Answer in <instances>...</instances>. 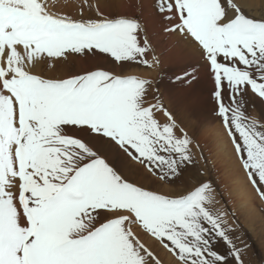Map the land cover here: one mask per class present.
Here are the masks:
<instances>
[{"label": "snow or ice", "instance_id": "1", "mask_svg": "<svg viewBox=\"0 0 264 264\" xmlns=\"http://www.w3.org/2000/svg\"><path fill=\"white\" fill-rule=\"evenodd\" d=\"M66 7L0 0V264H164L136 227L173 264H229L230 256L244 264L211 181L165 192L121 170L131 158L172 184L196 164L174 115L162 102L146 106L150 81L124 74L129 62L148 63L139 21ZM246 7L159 0L157 11L172 25L166 31L200 46L227 134L264 199V123L244 111L249 94L264 103V13ZM69 58L59 75L40 70L56 72ZM106 58L121 70L100 63Z\"/></svg>", "mask_w": 264, "mask_h": 264}, {"label": "rangeland", "instance_id": "2", "mask_svg": "<svg viewBox=\"0 0 264 264\" xmlns=\"http://www.w3.org/2000/svg\"><path fill=\"white\" fill-rule=\"evenodd\" d=\"M48 2L50 6L66 5L63 10L73 16L79 14L81 7L85 12L94 15L96 7L99 6L110 18L114 15H123L139 21L142 31L138 39L143 45L144 39L147 38L151 46L146 56L140 59H145L148 63L145 65L129 62L125 65L124 74L150 81L146 106L157 102L163 103L174 115L178 126H182L192 139V150L196 158L195 166L188 168L172 184L153 178L158 180L165 192L183 191L204 179L211 181L217 193L216 207H224L229 212L228 224L232 228L230 235L236 246L241 249L244 264H264V199L260 198L247 178L234 144L227 134L217 109L214 78L207 68L200 46L190 36L185 37L183 34L165 30L171 29L172 25L157 11L159 0H48ZM241 2L247 6L245 10L252 15L260 16L264 13V0ZM110 60L111 58H106L100 63L116 67V70L120 71L119 66L112 65ZM80 64L81 61H75L77 67ZM72 66L73 59L69 58L65 64L57 66L56 72L51 68L42 67L40 70L49 75H59L62 70L70 69ZM244 111L248 113L247 116L255 117L258 123H264V113L262 114L255 106H248ZM157 116L161 122H166V117L162 113H157ZM236 139H240L238 134ZM130 162L133 167L138 166L139 169L129 166L131 171L125 176L138 184L154 187L140 177V170H145V167L138 161L131 159ZM257 182L259 183L258 178ZM260 187L264 190V185ZM135 230L143 241H147L159 251L164 264H173V258L142 228L136 227ZM216 247L226 253L222 245ZM229 264H236L231 256Z\"/></svg>", "mask_w": 264, "mask_h": 264}, {"label": "bare ground", "instance_id": "3", "mask_svg": "<svg viewBox=\"0 0 264 264\" xmlns=\"http://www.w3.org/2000/svg\"><path fill=\"white\" fill-rule=\"evenodd\" d=\"M165 96V95H164ZM255 102H257L256 101V99H253ZM259 105H261V107L262 108H264V104H262V103H258ZM208 122H210V121H208ZM224 143V142H223ZM129 166L130 167H132L133 169H136V170H138L139 168H138V166H132V163L125 157V158H123L122 160H121V170H122V172H123V174L124 175H127V174H129L130 173V168H129ZM138 168V169H137ZM239 168V167H238ZM141 169V168H140ZM140 172H141V179H143V180H145V181H149V184H151V185H154L155 186V180H153V181H151V180H149L148 179V177H147V172L143 169L142 171L140 170ZM153 182V183H152ZM157 187V186H156Z\"/></svg>", "mask_w": 264, "mask_h": 264}, {"label": "crops", "instance_id": "4", "mask_svg": "<svg viewBox=\"0 0 264 264\" xmlns=\"http://www.w3.org/2000/svg\"><path fill=\"white\" fill-rule=\"evenodd\" d=\"M253 99H256V101L257 102H255ZM247 100H248V103H250L249 105H247L246 104V107L245 108H247L248 106H255V108L256 109H259L261 112H262V114L264 113V108H262L261 107V105H259L258 103L260 102V103H262L257 97H255L254 95H251V94H249V96L247 97ZM262 104H264V103H262ZM247 113V112H246ZM245 113V114H246ZM248 114V113H247ZM259 114V113H258ZM127 158V157H126ZM129 161H131V159L130 158H127ZM145 170H146V168H145ZM147 171V170H146ZM147 174V177H148V179L149 180H151V181H153V180H155V188H158V189H160V190H162V191H164L163 189H161L162 187H160V183L158 182V180H156L155 178H153V177H151L150 176V174H148V173H146ZM154 182V181H153ZM157 186V187H156Z\"/></svg>", "mask_w": 264, "mask_h": 264}]
</instances>
